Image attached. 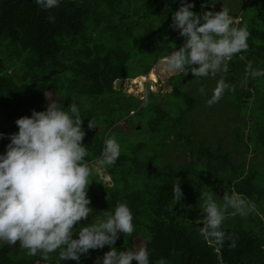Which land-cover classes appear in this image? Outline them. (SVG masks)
Listing matches in <instances>:
<instances>
[{
  "label": "trees",
  "instance_id": "obj_1",
  "mask_svg": "<svg viewBox=\"0 0 264 264\" xmlns=\"http://www.w3.org/2000/svg\"><path fill=\"white\" fill-rule=\"evenodd\" d=\"M220 1L193 0L192 10L214 11L211 5ZM249 4L251 8L244 5L239 13H231L233 19L239 18L236 26L248 27V49L228 62L227 73H219L232 86L222 99L233 109L225 122L234 124L222 139L212 140L207 132L197 134L192 121L183 123L198 96L182 87L181 78L171 79L170 93L150 91L144 100L114 87L119 80L139 76L134 61L146 63L147 70L182 45L183 38L169 27L179 3L61 0L57 8L45 11L34 0H0V132H17L16 119L30 116L33 109L43 111L47 106L44 95L51 91L61 106L78 105L86 133L85 160L91 167L107 138H115L121 146L115 164L102 168L109 185L93 168L88 196L94 212L80 222L76 232L104 219L103 211L126 203L133 214L134 232L121 234L114 245L117 249L131 248L135 237L149 235L151 264L161 257L168 264H264V77H246L247 65L264 68V0ZM49 15L55 16V23L49 22ZM184 76L195 78L190 69ZM138 79L131 80L130 86L142 89L143 81ZM195 79L204 82V77ZM247 82L256 84L251 89ZM131 112L134 115L129 117ZM248 118L253 121L247 123ZM91 119L96 126L89 130ZM120 121L135 137L120 129ZM210 133L216 135L217 129ZM9 142L0 139V153ZM183 153L188 160L175 162V156ZM176 179L183 196L175 204ZM219 189H234L256 204V211L246 218L229 215L222 226L226 236L235 239V247L229 246L227 238L222 247L211 246L199 232L200 194L213 191L222 203ZM108 250V246L89 250L80 264H94ZM37 261L76 264L61 261L58 251L44 259L39 252L28 255L19 242L0 245V264Z\"/></svg>",
  "mask_w": 264,
  "mask_h": 264
},
{
  "label": "clouds",
  "instance_id": "obj_2",
  "mask_svg": "<svg viewBox=\"0 0 264 264\" xmlns=\"http://www.w3.org/2000/svg\"><path fill=\"white\" fill-rule=\"evenodd\" d=\"M172 2L179 3V7L172 12L169 27L178 32L183 43L163 58L167 72L187 74L190 69L195 78L227 73L228 62L248 49L247 25L236 26L227 8L197 13L192 10L193 0ZM34 3L49 11L57 8L61 0H34ZM47 19L55 23V16L49 15ZM247 76L264 77V68L252 69L249 64ZM231 87L221 77L207 104L219 102ZM200 91L204 93L203 88ZM52 95H45L49 102L43 111L33 109L30 116L16 119L17 132L10 135L0 132V139L10 141L0 153V245L19 242L28 255L39 252L44 259L58 251L61 261L71 260L76 264H80L82 256L90 254L89 250L108 246L109 250L97 256L94 264H132L133 261L151 264L146 247L117 249L114 246L121 234L130 236L134 232L133 214L126 203H117L113 211H103L104 219L75 231L94 212L88 196L93 167L85 160L86 133L78 105L71 103L65 108L51 99ZM95 126L89 120L88 129ZM120 154L119 142L107 138L94 164L97 168L110 167ZM172 192L176 204L183 196L178 179ZM216 196L213 191L200 194L203 201L200 235L211 246L222 247L227 238L231 240L229 246L235 247V239L226 236L222 226L229 215L246 218L256 211V204L234 189L224 192L222 203L217 202ZM155 264H168V261L161 257Z\"/></svg>",
  "mask_w": 264,
  "mask_h": 264
},
{
  "label": "rangeland",
  "instance_id": "obj_3",
  "mask_svg": "<svg viewBox=\"0 0 264 264\" xmlns=\"http://www.w3.org/2000/svg\"><path fill=\"white\" fill-rule=\"evenodd\" d=\"M250 1L251 0H249L248 3L245 4L244 0H221L218 3L211 5V8L212 10H214V12L220 11L222 8H227L229 10V14L231 15V13H239L242 7H244V5L245 7L247 6V8L248 7L251 8L252 6L250 7V4H249ZM238 20H239L238 17H234V22ZM163 58L157 60L156 62H153L147 70H144V66H146V63H140L136 61L133 62L134 64L132 65L138 66L140 68L138 77L141 79H138L137 81H143L142 89L141 88L138 89L136 87L137 84L135 86H132V85L130 86V81H131L130 79L119 80L114 83V87L117 90L120 89L126 92L127 94L133 95L135 97H138L141 100H144L145 97L147 96V93L150 92V90L154 91L155 93L157 92L158 93H170L173 88V85L171 84V79L173 77H179L181 78L179 83L182 85V87L186 89H190L192 95L198 96V103H196V106L190 113L189 112L186 113L187 116L185 117L183 123L186 124L190 120L194 123V127L196 129L197 134L207 132V135H209V137L212 140L222 139L223 136L227 132H229L228 131L229 127H232V125L234 124L233 122H230V121L228 123L225 122L226 116H230L231 114H233L232 113L233 109L229 104L226 105L223 99H221L217 103L212 104L211 106L207 104V100L212 95V91L216 87L217 81L221 79V77H223L224 79H226L227 77L221 74H217V76L215 77H212V76L204 77V82H201L200 79H195V78L192 79L191 77H185L184 72L170 74L167 72L164 65L162 64ZM254 67H257V66H254ZM247 83L251 89L253 85L256 84L255 83V84L250 85L249 82ZM147 84L151 86H147ZM146 88H148L149 90H146ZM201 88L204 89V94L201 93L200 91ZM240 89L241 88L238 87V90ZM50 94H53L51 99H56V95L53 92L48 91L45 93V95H50ZM45 95H44L45 101L46 103H48L49 98L46 97ZM133 115L134 114L131 112L129 117ZM244 115L247 116L246 114ZM252 121H253L252 118L247 119V123H250ZM125 123L127 124V120ZM125 123L124 121L118 122L120 129L124 130L130 138L135 137L133 131ZM138 128L139 126L137 125V129ZM215 129H217V133L216 135H212L210 132ZM232 133L233 131L231 130V132L227 136L228 138L227 141L229 143L232 140L231 139ZM243 133L246 134V129H243ZM184 160H188L187 155L184 153H183V156H180V155L175 156V162L178 161L181 163ZM262 162L264 163V161ZM92 166L94 170L97 171L103 183H105L106 185H109L110 184L109 178L106 176L104 170L102 168H97L95 164H93ZM261 171L262 173H264V165ZM224 192L225 190L219 189L220 196H223ZM199 225L202 226V223H199ZM149 240H150L149 235H147L144 238L142 236L135 237L133 240V247L143 246L147 248L148 247L147 242ZM35 264H45V263L37 261Z\"/></svg>",
  "mask_w": 264,
  "mask_h": 264
}]
</instances>
